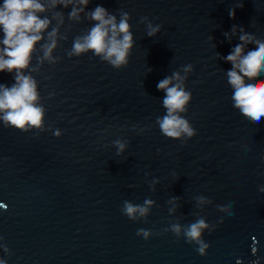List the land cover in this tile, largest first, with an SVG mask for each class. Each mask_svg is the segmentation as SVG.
<instances>
[{
    "label": "water",
    "instance_id": "obj_1",
    "mask_svg": "<svg viewBox=\"0 0 264 264\" xmlns=\"http://www.w3.org/2000/svg\"><path fill=\"white\" fill-rule=\"evenodd\" d=\"M97 5L118 19L121 12L131 16L129 63L116 69L92 52L70 57L75 38L94 22L85 14L70 20L71 7L54 10L64 13L60 35L67 37L53 53L58 60L41 65L38 45L31 65L38 71L26 72L38 82L44 128L24 132L0 120V245L10 250L0 246V258L264 264V117L254 124L234 107L226 76L232 65L217 54L227 56L241 43L238 35H224L233 25L264 38V0H90L87 10ZM44 15L51 18L53 10ZM144 17L160 26L155 37L147 36ZM186 65L194 69L186 81L192 100L182 115L197 135L177 140L156 124L166 114L157 84ZM13 83L14 74L0 72V84ZM116 140L127 143L121 155ZM146 199L154 201L146 218L132 221L123 213L125 201ZM201 218L212 226L204 232V255L183 234L165 231ZM139 229L152 237L144 239Z\"/></svg>",
    "mask_w": 264,
    "mask_h": 264
},
{
    "label": "clouds",
    "instance_id": "obj_2",
    "mask_svg": "<svg viewBox=\"0 0 264 264\" xmlns=\"http://www.w3.org/2000/svg\"><path fill=\"white\" fill-rule=\"evenodd\" d=\"M89 3L90 0H50L49 7L46 0H4L0 6V29L3 31V39L0 40L2 45L0 72L14 74V83L11 86L0 84V120L6 127H14L24 132L44 128L46 110L40 103L38 82L26 72L38 71V67H31L38 45L39 51L42 52V56L39 57L41 65L45 61L55 64L58 60L53 53L58 47L59 40L67 39L60 35L64 13L54 11L58 6L71 7L68 18L72 21L79 22L81 14H85L94 22L85 34L75 38L72 49L68 52L70 57L92 52L116 69L128 65L135 47L132 25L129 22L131 16L127 12H121L118 19L117 15L100 5L88 11ZM242 6L241 3L239 7ZM50 9L53 10L52 17L44 15L42 18L41 14L49 12ZM229 15L235 18L234 8L230 10ZM53 20L58 21V24L49 31ZM141 22L147 25L149 37H155L161 30L159 25H153L147 17L142 18ZM224 35L229 40L232 36L238 35L241 41L227 56H220L217 53L220 59L232 65V68L226 71V76L233 89L231 97L233 105L250 122L258 124L261 117H264V80L256 79L264 75V38L257 37L236 25H233L231 35L229 33ZM45 39L46 42L42 43ZM250 44L253 47L248 50ZM193 70L192 65L183 66L181 70L174 71L157 84V89L165 93L162 104L166 114L158 117L156 124L167 138L184 140L197 135L189 120L182 115L188 111V105L192 100V94L186 88V81L188 74ZM55 135L60 136V132L56 131ZM114 144L118 149L117 155L124 153L127 148V143L121 140L114 141ZM261 191H264V188ZM172 199L176 200L175 197ZM196 199L199 203L206 198L201 196ZM153 204L152 199H146L142 205L125 201L122 211L132 221H138L148 216ZM218 207L221 211L225 210L223 205ZM206 229L210 231L212 226L201 218L187 226L173 223L171 228L165 231L170 230L177 237L183 234L187 242L197 245V251L204 255L209 247L203 240ZM137 234L146 240L153 235L151 231L145 229H139ZM2 240L3 237H0V241ZM0 246L10 254L6 245ZM0 264L7 262L0 258Z\"/></svg>",
    "mask_w": 264,
    "mask_h": 264
}]
</instances>
